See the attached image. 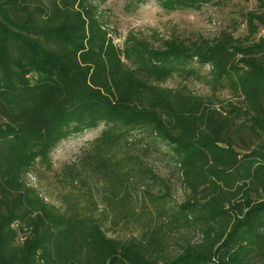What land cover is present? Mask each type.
Masks as SVG:
<instances>
[{
  "label": "trees",
  "instance_id": "obj_1",
  "mask_svg": "<svg viewBox=\"0 0 264 264\" xmlns=\"http://www.w3.org/2000/svg\"><path fill=\"white\" fill-rule=\"evenodd\" d=\"M158 1L170 10L218 0ZM256 1L247 38L264 23ZM96 2L0 0V264H264V37L246 46L227 31L157 45L128 36L118 46ZM205 65L238 101L162 86ZM101 123L87 164L113 197L126 175L117 151L132 133L164 148L179 171L184 199L157 196L139 236H110L104 215L58 209L27 180L60 141ZM181 229L201 239L167 254L166 233Z\"/></svg>",
  "mask_w": 264,
  "mask_h": 264
},
{
  "label": "rangeland",
  "instance_id": "obj_2",
  "mask_svg": "<svg viewBox=\"0 0 264 264\" xmlns=\"http://www.w3.org/2000/svg\"><path fill=\"white\" fill-rule=\"evenodd\" d=\"M96 3L109 35L118 46H122L128 36L157 45L161 39H211L227 31L245 39L246 46L254 45L264 37V23L257 21V31L247 38V14L261 12L256 0H218L199 9L170 10L163 8L158 0H97ZM208 70L209 66L205 65L199 76H172L162 82V86H186L215 105L225 100L238 101L227 86L212 85L207 78ZM104 127L101 123L60 141L51 152L49 164H36L27 180L58 209L76 208L95 217L104 215L103 227L108 235L121 238L139 236L146 223L153 222L156 205L152 202L157 196L164 195L165 201L175 205L184 199L185 189L174 161L169 154H162L164 148L152 149L151 139L136 132L117 151L119 158L124 157V168L120 171L126 175H120L123 186L113 197L112 187L103 172L87 164L94 154V140ZM134 161L142 170L136 168ZM111 200L119 204L118 210H113ZM166 234L170 246L166 253L169 255L177 248L174 242L181 243L185 239L198 242L201 239L199 234L188 229Z\"/></svg>",
  "mask_w": 264,
  "mask_h": 264
}]
</instances>
